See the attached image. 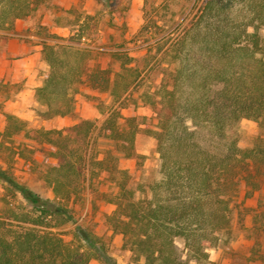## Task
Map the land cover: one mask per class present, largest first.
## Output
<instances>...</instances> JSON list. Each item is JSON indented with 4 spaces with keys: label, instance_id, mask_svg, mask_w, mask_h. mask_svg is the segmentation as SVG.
<instances>
[{
    "label": "trees",
    "instance_id": "1",
    "mask_svg": "<svg viewBox=\"0 0 264 264\" xmlns=\"http://www.w3.org/2000/svg\"><path fill=\"white\" fill-rule=\"evenodd\" d=\"M43 1L0 0V49L17 20ZM196 7L164 50L172 66L164 69L152 99L161 175L142 194L129 185L130 171L121 165L135 154L137 129H123L113 106L98 133L117 139L123 155H99L90 119L45 129L7 115L4 135L21 137L26 146L30 141L34 154L56 158L44 173L55 196H43L19 181L12 165H0L10 204L0 213V264H116L106 241L74 224L72 195L88 188L115 204L107 220L141 264H195L231 232L241 189L247 196L264 181L257 175L264 174V148L241 147L236 133L241 119L264 118V0H196ZM42 52L50 68L36 89L40 116L73 113L82 84L114 96V106L126 105L128 55L115 52L121 64L101 67L89 64L88 49L73 43L44 40ZM85 170L88 183L81 179ZM103 174L108 190L94 185ZM17 197L23 206L12 203Z\"/></svg>",
    "mask_w": 264,
    "mask_h": 264
},
{
    "label": "rangeland",
    "instance_id": "2",
    "mask_svg": "<svg viewBox=\"0 0 264 264\" xmlns=\"http://www.w3.org/2000/svg\"><path fill=\"white\" fill-rule=\"evenodd\" d=\"M196 0H44L28 16L17 20L0 49V165L12 171L16 178L28 184L43 196L53 198L55 192L45 171L56 161L53 156L34 154L31 142L27 147L21 137L4 135L8 114H15L27 122L28 127L60 129L82 119L94 122L93 138L100 156L118 151L117 139L99 135L107 115L116 108L120 111L117 122L123 129H137L134 139L135 154L124 157L121 165L129 171V185L141 193V188L160 178L161 157L155 136L156 112L152 99L161 82L164 69L172 63L164 53L171 40L168 37L180 30L196 12ZM54 33L59 38H48ZM58 40L88 49L89 64L101 67L121 60L115 52L128 55L132 68L125 71L131 83L125 94L126 105L113 103L114 96L82 84L74 94V111L66 115L44 118L39 115L36 89L43 83L50 66L42 52L43 41ZM168 40V42H166ZM129 56L132 57L129 59ZM114 108H111V107ZM239 143L243 148H264V118H243L236 125ZM259 144V145H258ZM260 146V147H258ZM24 147V153L20 154ZM33 156L35 161L33 160ZM262 179H264V174ZM72 175L70 179H75ZM90 173L81 177L88 183ZM106 174L94 182L101 190H108ZM258 176L257 178H261ZM243 187L234 209L232 230L219 244L208 249V258L195 264H264V181L251 194ZM0 179V213L8 212L10 204L5 197ZM142 194V193H141ZM81 195V196H80ZM13 204L23 206L19 197ZM74 211V224L95 232L108 244L109 254L116 264H141L131 250L123 246V236L115 232L107 220L115 204L99 197L91 188L74 192L70 201ZM73 225V224H72ZM70 225L65 229L71 230ZM70 237V236H69ZM93 264H102L98 259Z\"/></svg>",
    "mask_w": 264,
    "mask_h": 264
}]
</instances>
